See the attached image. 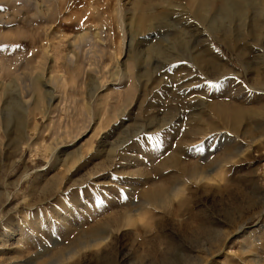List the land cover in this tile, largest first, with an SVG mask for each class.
<instances>
[{
  "label": "rangeland",
  "instance_id": "374dc122",
  "mask_svg": "<svg viewBox=\"0 0 264 264\" xmlns=\"http://www.w3.org/2000/svg\"><path fill=\"white\" fill-rule=\"evenodd\" d=\"M58 1L0 0V264H264L263 16Z\"/></svg>",
  "mask_w": 264,
  "mask_h": 264
},
{
  "label": "bare ground",
  "instance_id": "6f19581e",
  "mask_svg": "<svg viewBox=\"0 0 264 264\" xmlns=\"http://www.w3.org/2000/svg\"><path fill=\"white\" fill-rule=\"evenodd\" d=\"M26 1V0H25ZM37 1V0H35ZM44 1V0H43ZM58 1V0H57ZM66 0H64L65 3ZM147 2V6H144L143 3ZM164 1V0H162ZM185 1H189L191 2V6L194 8V12L195 15L198 18H202V19H208V21H212L210 23L209 29H215L216 27L214 26V24L216 23V20H210L211 15L218 11L219 9L223 10L225 15H229V14H236V12H239L240 15H242L243 17L247 18L250 14L249 11L253 10L255 13V16L260 20V18L263 16V19H261L260 21V26H261V30L263 28V23H264V0H185ZM242 1H245L247 4L242 6L241 8L240 3ZM59 4H61V0L58 1ZM150 0H133L132 4L134 5V9L133 12L131 14V18H134L136 21L139 22V25L142 26V24L147 21L148 19H150L151 17H154L155 15H157L158 13H154L153 11L148 10V5H149ZM253 6H249L252 5ZM40 5V4H39ZM38 5V7H39ZM42 5V3H41ZM171 5V4H170ZM49 6V4H48ZM151 7V5H149ZM249 6V7H248ZM45 6H43L44 8ZM171 8V7H170ZM39 9V8H38ZM41 9V8H40ZM45 9V8H44ZM132 9V8H131ZM154 9V8H153ZM50 10V9H49ZM39 11V10H38ZM43 11V10H42ZM40 12V11H39ZM50 12V11H49ZM222 12V13H223ZM122 13V11H121ZM217 13V12H216ZM216 13H214V16H217ZM221 13V14H222ZM49 14V13H48ZM121 18V16H120ZM123 21V20H122ZM199 25V24H198ZM146 26V25H145ZM90 31V30H89ZM86 33V32H85ZM91 33V32H90ZM92 34V33H91ZM81 37L85 36V34H80ZM86 39V36L84 37ZM73 58V57H72ZM39 81V80H37ZM38 83V82H37ZM36 83V84H37ZM10 103H12L11 101H9ZM9 103V104H10ZM13 105V104H12ZM10 106V105H9ZM8 107V105H7ZM12 107V106H11ZM5 109V108H4ZM241 109V108H240ZM238 109V110H240ZM2 110V109H1ZM10 110V109H9ZM12 110V109H11ZM28 111V110H27ZM240 112V111H239ZM0 115L4 116L7 119H10V113H4L2 111H0ZM13 113V112H12ZM239 113H236L234 117H238ZM12 120V119H11ZM239 120V119H238ZM234 121V120H233ZM237 125V124H236ZM232 150L229 149L227 150L223 157H226L228 154H231ZM223 157H216L214 160H210L211 163L210 164H206V168L212 164H216V166H219L221 164V162L223 161ZM178 163V162H177ZM213 165V166H214ZM212 166V167H213ZM179 168L181 169L182 172V177H198L200 176L203 172H205L203 165H200L199 163L195 162L192 164H188V163H184V164H180ZM216 168V167H215ZM205 175V174H204ZM179 176V175H178ZM177 176V178H178ZM207 176V175H206ZM181 176H179L180 178ZM202 177V176H201ZM181 179V178H180ZM183 179V178H182ZM184 180V179H183ZM179 181V179H178ZM180 182V181H179ZM174 189V187L172 185H168L166 189H163L161 191H153V192H146V198L148 200L149 204H153L157 207H162L164 209H167L168 206L171 204V197H172V193L171 191ZM171 196V197H170ZM184 201V200H181ZM178 203V202H177ZM184 202H180L179 207L182 206ZM181 205V206H180ZM186 205V203H185ZM243 228V227H242ZM150 230V229H149ZM107 232V228L106 227H99V228H94L93 231L91 232L90 236L93 237L92 240H98L101 237H103V235ZM155 253V252H154ZM153 253V255H154ZM150 254V253H149ZM105 259V258H104ZM103 264H114V261L112 260H104Z\"/></svg>",
  "mask_w": 264,
  "mask_h": 264
},
{
  "label": "snow or ice",
  "instance_id": "6c2138e0",
  "mask_svg": "<svg viewBox=\"0 0 264 264\" xmlns=\"http://www.w3.org/2000/svg\"><path fill=\"white\" fill-rule=\"evenodd\" d=\"M194 87H199V85H194Z\"/></svg>",
  "mask_w": 264,
  "mask_h": 264
}]
</instances>
